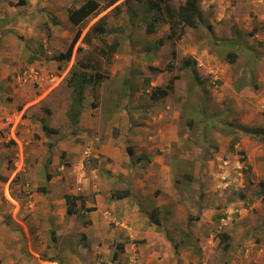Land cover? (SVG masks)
I'll use <instances>...</instances> for the list:
<instances>
[{
	"label": "rangeland",
	"instance_id": "374dc122",
	"mask_svg": "<svg viewBox=\"0 0 264 264\" xmlns=\"http://www.w3.org/2000/svg\"><path fill=\"white\" fill-rule=\"evenodd\" d=\"M49 1L32 0L37 13L31 26L13 29L19 49L16 51V46L9 44L7 50L0 53V85L3 87L2 90L0 87V225L22 234V237L13 235L7 238V242L16 240L23 245L22 254L26 263L16 261L15 264H31L34 254L28 245L32 243L35 247L37 241H40L36 230H43L47 240L55 242L51 230L56 231L58 226L54 219L61 218L66 223L65 228L75 230L89 221L84 204L77 207L76 214L68 215L67 203L62 204L57 196L60 193L59 187L64 184L62 177L81 169L82 164L78 166L76 162L79 155L80 158L83 157L84 166L95 163L92 160L95 155L84 156L83 149L88 145L91 148V144L82 137L79 138L76 125L73 126L69 120L63 124L60 119L63 117L61 113L64 107L71 103L72 89L68 79L73 69L79 68L94 78V82L86 87L85 99L91 96V100L97 104L104 103L105 115L104 106L112 108L117 103H124L123 98H128L131 116L134 117L131 95L137 89V82L131 76L141 86L143 77L146 76L142 70L158 74L161 87H154L149 83L142 90L143 94L152 92V97L154 88L174 89L176 79H180L178 74L184 77L189 86V82L196 80L189 72L195 64L191 57L195 51L200 57L198 61L201 67L211 62L212 65L219 66L223 73L219 75L221 78L213 77L208 82L207 102L201 107V112L191 113L188 110L191 109V104L188 108L184 107L185 114L188 112L207 125L202 132L191 135L196 137L198 154L192 160L183 162V167L180 165L176 171L175 185L180 196L188 200L186 206L181 204L179 207L181 221L189 227L187 231L182 230L179 240L180 243L191 242L192 237L198 236L197 227L201 228L205 236L203 245H200L201 235L192 241L199 249V261L196 264H221L222 261V264H264V251H261L262 246L264 248V0H199L198 26L195 27L186 25L179 19V6L186 0H154L162 7L159 11L149 9L151 0L123 1L121 5L112 4L114 7L110 11L111 6L92 17L89 25L82 29L70 21L55 27L58 21L56 23L53 20L56 15L52 8L53 1ZM80 1L73 0L72 5L76 6ZM10 3L12 2L7 0L8 10ZM0 13L6 14L1 10ZM25 15L21 12L17 21H23ZM102 16L106 17L103 39L91 32V28L100 22ZM151 23L153 31L148 32ZM246 26L249 28L245 29ZM214 27L218 28V33H214ZM252 27L256 28L258 35L250 39L247 45L237 43V38L241 40L244 36L252 37ZM17 31L20 33L17 34ZM46 37L47 41H44ZM50 38L53 39L54 46ZM114 44H117L115 50L111 47ZM246 47L248 52L244 53L241 48ZM69 48L71 55L68 60L56 59V56ZM33 51L38 57L29 61ZM229 52L239 54L233 63L228 59ZM210 56L216 58L209 59ZM114 57L117 59L115 62L124 67L129 62L131 64V61L134 65L139 64V67L129 70L128 80L123 77L112 80L108 65L109 60ZM127 58H130L129 62L126 61ZM149 59L157 67L150 65ZM37 62L41 67H46L42 68L43 78L38 82L30 76L23 79L21 85L16 82L15 86L19 91L15 93L13 83L17 74L29 71L31 66L35 70L41 69L35 67ZM185 62L190 65L187 66ZM60 64L65 69H70L69 75L49 89L48 77L60 72L57 69H60ZM169 65L173 68L166 69ZM152 67L164 72L160 74L159 70H152ZM97 72L101 75L98 76ZM105 79L108 81L102 85ZM64 86L70 90L69 95L62 91ZM103 87L116 89L101 95ZM6 88L10 91L4 92ZM181 91L182 89L178 94ZM221 92L224 93V98L218 100L216 93ZM40 96L42 97L38 99ZM24 105H28L25 110ZM30 119L31 124H27ZM140 121L142 120L137 117L131 120L133 124H139ZM43 122L56 128L57 134L45 132L41 127ZM80 147L79 154L80 150L75 148ZM52 150L57 152L55 160L60 159L57 165L60 169L56 168L60 177L58 183L53 181L58 185L55 188L48 179L49 171L54 169L51 165ZM135 151L144 163L143 148L138 146ZM196 159L201 162L200 169ZM62 165L67 167L61 169ZM68 167L73 168L70 173ZM207 167L208 172L205 171ZM37 168H41V172ZM200 199L208 203L203 210L212 206L216 209L213 222L208 219L210 209L206 210V219L197 222V216L200 218L199 214L202 213ZM14 200L19 203L18 207ZM168 211L166 209L165 212ZM15 216L20 223L15 220ZM22 221L26 227L21 225ZM12 225L17 227L13 228ZM230 226H234L237 232L230 240L231 249L224 250L219 234H230L231 230L227 229ZM175 240L178 241V237ZM137 241L143 243L141 238ZM261 241L262 245L258 246L257 243ZM120 251L122 249L119 248L118 252Z\"/></svg>",
	"mask_w": 264,
	"mask_h": 264
},
{
	"label": "crops",
	"instance_id": "0c3cea01",
	"mask_svg": "<svg viewBox=\"0 0 264 264\" xmlns=\"http://www.w3.org/2000/svg\"><path fill=\"white\" fill-rule=\"evenodd\" d=\"M10 1L12 3H10L8 10V7L6 8L7 0H0V10L6 12V14L0 13V53L6 51L9 44L16 46V51L19 49L18 41L13 36L15 34V30L13 29L18 26V29L31 26L30 23L35 19L37 13L35 10L36 6L32 5V0ZM52 1V8L58 21L55 27L59 24L61 25V23L69 22L68 9L71 7L73 0ZM123 1L125 2V0H119L114 5H121L124 3ZM48 2L50 1L48 0ZM79 5L80 3L76 6ZM113 7L111 6L109 11ZM21 12H24L26 15L23 21L18 22L17 20ZM52 26L54 27V25ZM248 28L249 26H246L245 29ZM217 29V27H214V33ZM255 30L256 28L252 27V31H254L250 33L253 34L252 37L244 36L241 40L237 38V43L243 42L244 45L250 43V39H253L259 33ZM19 33L17 31V34ZM54 33L53 31V38ZM42 35L45 34L42 33ZM44 41H47V37ZM50 41H52L51 44L54 46L52 38H50ZM241 50L244 53L248 52L247 47L241 48ZM197 54L198 52L195 51V54L191 56L195 64L189 69L191 74H196V80L189 82L188 86L187 81L183 79L184 77L178 74L180 79H176L174 89L168 90L164 95L154 98V96L152 97V92H144L143 94L142 91L148 87L149 83L154 87H161L159 78L157 77L159 76L158 74L155 75L151 71L145 72V70H142L146 76L143 77V84L141 86L138 80L131 76L135 83L137 82V89L131 95L134 117L131 116L132 111L128 106V98H123L122 101L124 103H117L112 108L108 105V107L104 106L106 109L105 115V110L103 109L104 103L100 105V103L97 104L96 101L91 100V96H88L89 99L86 97L80 119L76 124L78 129L77 135L91 144V154L95 155V157H92V160L95 163L92 166L86 167L82 162L83 157L81 156L80 158L79 155L76 162L78 166L82 164L81 169L74 171L75 173L73 172L70 175L67 174L65 177L63 176L64 178L62 177L64 184H62V187H59L60 193L57 196L62 204L66 203V194L78 197L76 199L77 207L84 204L86 214L89 217V223H83L79 230H75L73 228H65L66 223L61 218L54 219L55 225L58 226L56 227V231L51 230L55 239L54 243L47 240L43 230H36L35 232L39 234L40 241H37L35 247L32 243L28 245L34 254L31 264H191V262L196 264L199 261L197 254L199 249L196 247L197 244L194 242L192 244V241L201 235L200 242L202 244L200 245H203L205 236L202 234L201 228L197 227L198 236L192 237L191 242L180 243L179 238L183 234L182 230L185 229L187 231L189 227L188 224L183 225L179 207L181 204L186 206V201L188 200L180 196L175 184L177 182L176 171L180 165L183 167V162L192 160L198 154L196 137L191 135L193 133H200L198 131L202 132L207 124L200 118H195L194 115L188 114V112L185 114L184 107L188 108L191 104V109H188L190 112H201V107L205 106V101L207 102L208 93L206 92L209 91L208 82L213 77L221 78L219 75L223 72L219 66L212 65L211 62L201 67V63L198 61L200 57ZM115 57L109 60L108 65L111 70L109 74L111 75V79L123 77L125 80H128L129 70L132 71V69L139 67V64L134 65L132 61L130 64V58H127L126 61L129 63L124 67V65L115 62L117 60ZM208 58L215 59L216 57L210 56ZM0 61H2L1 57ZM149 61L150 65L157 67L155 63L151 64L150 59ZM41 66L38 62L35 63V67L41 68L37 70L40 74L37 79L38 82L43 78L42 68H46L45 66ZM120 68L123 70H120ZM57 69L60 72L56 74L62 73V80H65L69 75L70 69H59V67ZM159 72L161 74L164 71ZM6 73H3V75H6ZM56 74H50L48 81L50 82V77ZM20 75H22V72L17 74L16 81L13 83L15 93L19 91L15 86L16 82L19 85L23 83ZM107 81L105 79L102 85H105ZM57 83H49V89L54 88ZM145 84L146 87L144 86ZM2 89L3 87H1ZM115 89V87H103L100 94L103 95L104 92H112ZM180 89H182L181 94H178ZM5 91L10 90L6 88ZM62 91H66L68 95L70 94V90L65 86L62 87ZM216 94L218 100L224 98L223 92ZM101 95L99 96L102 98ZM27 106L24 105L23 110L27 109ZM69 107L70 104L66 105L61 113L63 117L60 119L63 124H66L68 121L66 112ZM103 110L104 113H102ZM135 117L142 121L139 124H133L131 120ZM26 123L31 124V119L27 120ZM191 126H195V128ZM19 141L21 142V140ZM41 141H44V139ZM138 146L143 148L145 155L144 163L141 156L135 151ZM75 149L80 150L81 147ZM52 151L53 162L51 165L54 169L50 170L48 175H50V185H54L55 188L58 185L54 182H57L60 177L58 171L56 172L60 159L55 160L54 156L57 152L55 150ZM78 152L80 154L81 150ZM196 161L197 167L200 169L201 162L198 159ZM65 167L67 166L62 165L61 169ZM37 170L41 172V168H37ZM70 170L72 171L73 168L68 167L69 173ZM205 171H209L208 167ZM74 185L75 188H73ZM49 192L51 193L50 188ZM121 195L124 197H119ZM199 201L202 206L200 210H202L203 214H199V210L197 211L200 215V218L197 216V222L205 220V214L208 212L211 213H209L208 219L213 222L216 209L212 206L211 208L206 207L207 209H204V211L203 208L208 203L204 199H200ZM14 202L18 207L19 203L15 200ZM87 208L94 209L87 210ZM166 209L169 210L167 213L165 212ZM184 219L186 222L187 217L185 216ZM1 220L2 217H0V222ZM15 220L19 221L16 216ZM222 220H225V218H222ZM21 225L26 227L24 222ZM0 226V258L2 264H15L16 261L26 263V259L22 254L23 245L19 244V241L17 242L16 240L7 242L8 237H12L13 235L15 237H22V234L20 235L17 230H9L5 225ZM12 226L13 228L17 227L16 225ZM227 229L231 230V240L232 235L237 230L234 226H230ZM26 230L25 232L27 233ZM25 235L27 236V234ZM177 237L178 241L175 240ZM139 238L142 239V244L137 241ZM230 240L229 249L232 247ZM257 245H262V241L258 242ZM119 248L122 251L118 252ZM261 251H264L263 246ZM115 252H117L116 258L114 257Z\"/></svg>",
	"mask_w": 264,
	"mask_h": 264
},
{
	"label": "trees",
	"instance_id": "16d2710c",
	"mask_svg": "<svg viewBox=\"0 0 264 264\" xmlns=\"http://www.w3.org/2000/svg\"><path fill=\"white\" fill-rule=\"evenodd\" d=\"M117 1L119 0H81L79 6L72 5L71 7H69L68 18L73 25L78 26L80 29H82L86 27L87 25H89L92 17L98 16L99 14L102 13L104 9H107L108 7H110L112 4H114ZM129 1L130 0H125V3H128ZM102 2H105V4L102 5ZM198 2L199 0H186L183 4L179 6L178 16H179L180 21L184 22L186 25H189V26H193V27L198 26V19H199ZM150 3L151 5L149 9L157 10V11L162 9L160 3L154 0H151ZM53 20L54 22L57 23L56 18H54ZM99 21L100 22L98 24H95L91 28V32L101 37V39H103L102 37H104L105 32H106L105 30L106 17L102 16V18ZM147 31L148 32L153 31L152 23L150 24ZM80 33H81V30L78 34L80 35ZM116 46L117 44H114L111 47L113 50H115ZM70 55H71V48H69L66 52L60 53L58 56H56V59L59 61L61 60L66 61L70 58ZM228 56H229L228 57L229 61L233 63L236 61L238 54L237 52L236 53L229 52ZM36 57L38 56L36 52L33 51V56L32 58L29 59V61L32 59H35ZM185 63L188 64L187 66L190 65L188 62H185ZM83 65L87 66L88 64H83ZM171 67L172 66L169 65L166 69H171ZM60 69H65V68L63 65L60 64ZM151 69L162 71L161 69L156 68V67H152ZM96 74L98 76L101 75L98 72ZM192 77L194 79L197 78L196 74L194 75L192 74ZM93 82H94V78L90 74L86 73L85 71L79 68L73 69L71 76L68 79V84L72 89V92H71L72 98H71L70 107L67 111V117H68V120L73 124V126H75L80 119V115L84 107L86 87L88 84L93 83ZM167 92L168 90L166 88H154L153 95L154 97H158V96L166 94ZM42 128L45 132H48V133L58 132L56 128L49 127L45 122H43ZM248 131H251V130H248ZM48 177H49L48 179H50V175H48ZM42 189L44 191L46 190L45 188H42ZM119 197H124V196L121 195ZM77 198L78 197L72 196L70 194H66L65 196L66 203H67L66 211L69 215L76 214L78 212L77 202H76ZM93 209L94 208H87V210H93ZM230 237H231L230 234H228L227 232H220L219 234L220 242L221 244L223 243L224 250H228L230 248V243H229ZM114 257L115 258L117 257V252L114 253ZM0 264H2L1 258H0Z\"/></svg>",
	"mask_w": 264,
	"mask_h": 264
},
{
	"label": "built area",
	"instance_id": "2783aa9c",
	"mask_svg": "<svg viewBox=\"0 0 264 264\" xmlns=\"http://www.w3.org/2000/svg\"><path fill=\"white\" fill-rule=\"evenodd\" d=\"M61 75H62V73L51 76L50 79H49L50 80V83L51 84H56L57 82L59 83L63 79V77ZM30 76L33 77V78L38 79L39 73L37 72V70H35V69L32 68L29 71H24L22 73V75H20V78L21 79H26L27 77H30ZM90 154H91V150H90V147H88V148H86L84 150V156L85 155L87 156V155H90ZM79 181H80V179H79Z\"/></svg>",
	"mask_w": 264,
	"mask_h": 264
},
{
	"label": "clouds",
	"instance_id": "9594fccd",
	"mask_svg": "<svg viewBox=\"0 0 264 264\" xmlns=\"http://www.w3.org/2000/svg\"><path fill=\"white\" fill-rule=\"evenodd\" d=\"M115 3H116V2H115ZM115 3H114V4H115ZM90 156L92 157L93 155H90Z\"/></svg>",
	"mask_w": 264,
	"mask_h": 264
}]
</instances>
